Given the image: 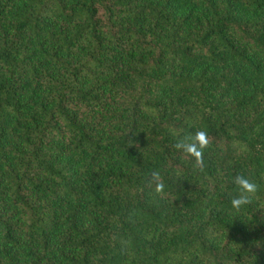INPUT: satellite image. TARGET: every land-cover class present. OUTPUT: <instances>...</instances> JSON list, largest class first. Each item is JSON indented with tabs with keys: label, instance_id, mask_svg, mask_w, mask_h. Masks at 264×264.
Listing matches in <instances>:
<instances>
[{
	"label": "trees",
	"instance_id": "trees-1",
	"mask_svg": "<svg viewBox=\"0 0 264 264\" xmlns=\"http://www.w3.org/2000/svg\"><path fill=\"white\" fill-rule=\"evenodd\" d=\"M0 264H264V0H0Z\"/></svg>",
	"mask_w": 264,
	"mask_h": 264
},
{
	"label": "clouds",
	"instance_id": "clouds-1",
	"mask_svg": "<svg viewBox=\"0 0 264 264\" xmlns=\"http://www.w3.org/2000/svg\"><path fill=\"white\" fill-rule=\"evenodd\" d=\"M210 137L205 130H196L193 134L185 135L177 139L174 147L183 155L194 159V169H201L203 165L204 150L209 148ZM232 182L239 189V194L231 198V206L239 210L242 206L251 203V197L258 191V185L243 174H237ZM155 185V192L163 194L165 185L162 182L159 171H153L151 174L150 187Z\"/></svg>",
	"mask_w": 264,
	"mask_h": 264
},
{
	"label": "rangeland",
	"instance_id": "rangeland-1",
	"mask_svg": "<svg viewBox=\"0 0 264 264\" xmlns=\"http://www.w3.org/2000/svg\"><path fill=\"white\" fill-rule=\"evenodd\" d=\"M99 14L101 15V16H103L104 14H103V10L102 9H99Z\"/></svg>",
	"mask_w": 264,
	"mask_h": 264
}]
</instances>
